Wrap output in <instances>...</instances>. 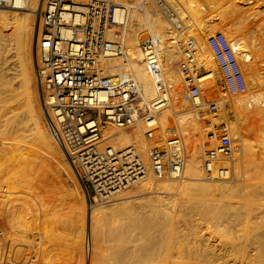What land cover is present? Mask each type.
I'll return each instance as SVG.
<instances>
[{
	"label": "bare ground",
	"instance_id": "1",
	"mask_svg": "<svg viewBox=\"0 0 264 264\" xmlns=\"http://www.w3.org/2000/svg\"><path fill=\"white\" fill-rule=\"evenodd\" d=\"M139 1L141 2V0ZM212 1L216 3V0ZM237 1L235 0V3L232 4V7L235 8L232 10L233 13L227 12L230 15L235 14L236 17L238 12H243L244 15L238 19L231 15V17L236 18L232 23L235 28L226 24L222 31L238 51L241 63L243 61L242 67L244 73H247L248 90L244 95L231 100L226 95H219L218 93V100L224 108V113L223 116L221 115L215 120L217 123L224 121L230 134L238 140L234 155L227 160L231 161L234 158L233 166L230 167L228 163L223 164L228 171L224 172V175H227L225 178H219L220 182L216 184L204 182L203 148L201 150L203 141L200 143L199 138L196 137L197 131L199 128L203 129V126L197 118V112L193 113L190 109H186L190 102L185 99L183 81L173 71V65L180 58V51L174 43V32L160 13L151 4H147L148 7L146 6V8L149 10L146 8L143 10L146 12L145 17L140 18L139 16V20L146 28L139 31H141L140 33L149 31L162 39L163 72L172 97L171 104L159 114V124L164 136L173 134L183 136L181 152L185 156V166L180 178L149 177L137 185L136 190H127L115 195L108 206L98 208L95 205H89L86 192H83L80 206L81 214L78 218L83 223L81 226L84 229L81 230L82 237L90 238L92 243L90 255L87 256V264H264V80L260 79L262 73L258 72L254 75L253 72L250 74L253 60L252 55L247 51L248 44L241 42L239 38L236 39L241 30L242 22L247 18L250 19L251 16L255 18L256 15L253 14L251 8L236 5ZM45 2L46 0H28L27 7L23 10L11 9L10 14L5 11L0 12V82L8 88L7 102L16 103L10 108L13 115L10 125H13L16 132L20 131V121L17 115H20V109L25 108L27 118L32 121L31 131L35 135L43 158L53 162L59 172L65 173L74 180L75 172L66 161L64 151L56 144L48 128L42 124L38 93L32 89L34 73L36 75V59H34L32 49L34 46L36 47L38 31L42 30L40 13L45 7ZM113 2L117 4L116 19L118 21L125 16L129 8H141L140 2L136 3L137 6L136 4H128L124 0H114ZM170 2L177 13L185 14V17L186 14H189L194 24L198 25L201 31V34H196L197 37L195 38L201 46L199 60L204 61L208 69L205 79L213 78L207 83L211 95L213 89L216 88V79H214L216 65L206 48L205 42L202 43L205 38L202 40H199L200 37L197 38L200 35L212 33L214 29L203 23L205 21L204 19L203 22L200 20V15L187 9V6L193 7L194 0H180L186 5L185 12L176 0H170ZM243 2L250 4L253 3V0H243ZM144 4L146 5L145 2ZM153 10L157 12H152ZM224 12H220L219 15L222 21L228 18V13ZM140 33L130 31L125 26L112 33V40L122 42L126 50L123 56L108 61L104 65L106 68L104 70L109 74L131 72L140 83L145 97L150 101L154 99L155 95L154 81L145 69L144 55L139 45ZM258 57L262 59L261 55ZM181 82L183 91L177 92L176 85L179 86ZM191 106L195 111H198L195 106ZM175 121L177 126L174 125ZM137 127L138 129L132 133L125 131V129L108 128L104 132L100 147L110 146L116 150H123L134 146L143 161L149 165L148 142L144 139L145 129L141 121ZM8 128L9 125L0 127V141H2L0 144L3 146L0 147V182L4 183L0 189L5 190V192H0L4 193L0 194V203L10 206L11 213L8 211V215L10 216L11 233L8 235L5 233L4 236L10 237L6 238L8 241L12 240L8 259L9 262H14V257L18 252L17 248L14 249L16 244L14 233L18 215L12 213L13 203L9 197L12 195V184H20L18 180L26 178V167L21 166L26 158L24 153L20 155V159L19 156L16 157L17 143L4 141ZM13 159H16L17 163L8 164V161ZM243 166L245 167L244 173L246 172L245 175L243 174L245 178L242 179L243 182L236 183V180H239L236 179L237 176L242 175L240 172ZM14 178L16 180L13 183ZM150 179L160 181L152 182ZM233 180L236 184L232 182ZM140 191H146V194H139ZM185 200L187 202L193 201L189 204L190 206L193 204V210H196V214L198 212L199 215L197 216L200 218L197 219L198 217L194 216L196 215L193 213L194 211L190 209V212L193 213L191 217L187 213L189 211L186 213L189 218L193 216L195 220L191 219L192 223L189 224L190 226L187 225L188 229L185 233H165L164 228L166 229L171 224L172 219L175 218H173L175 213L173 211L177 210V206H182L181 204L186 202ZM29 202L34 204L39 213L36 220L44 215L51 224L60 221L62 217L60 209L50 208L47 212L42 213L40 201L33 199ZM4 207L6 208V206ZM180 215L177 216L180 217ZM148 217L152 219L149 220V223H147ZM7 218L9 219V217ZM8 219L7 222H9ZM105 221H111L110 225L113 226V232H109V234L103 232L101 228ZM188 221L190 220L185 222L188 223ZM196 221L205 225L204 230L209 233L207 238H204V233L199 232L202 229L197 230L199 225L196 224ZM141 226L147 228L141 230ZM137 228H140V233ZM202 228L204 227L202 226ZM135 229L138 231L136 238L134 237L136 235L134 234ZM4 231L6 230L4 229ZM114 232L115 234H113ZM116 233H119L118 237L121 239L113 236ZM13 235L14 239L11 238ZM134 242H139V247ZM115 243L116 246H120L119 243H121L122 260L120 262V259H116L115 261L118 260L119 262L107 263L108 250ZM131 243L135 244V246L132 244L134 248L129 247ZM116 246L112 249L120 248ZM120 249L119 251H121ZM116 251L113 250L114 254L117 253ZM13 252H15L14 256ZM134 252H136L135 256H133ZM0 263L2 264V262Z\"/></svg>",
	"mask_w": 264,
	"mask_h": 264
},
{
	"label": "built area",
	"instance_id": "2",
	"mask_svg": "<svg viewBox=\"0 0 264 264\" xmlns=\"http://www.w3.org/2000/svg\"><path fill=\"white\" fill-rule=\"evenodd\" d=\"M141 1L151 4L174 32V43L180 51L175 68L185 87V99L198 109L197 118L204 127V175L207 180L223 179L228 170L222 162L232 157L237 141L224 121L215 120L224 113L220 94L235 98L248 90L238 51L222 31L206 37V48L216 65V88L210 95L207 83L213 78L205 79L208 69L199 60L201 46L190 34L189 18L178 14L170 0ZM27 4L28 0H0L3 9L23 10ZM116 6L112 0H46L35 47L36 75L48 130L64 151L90 205L107 203L149 177L180 178L185 166L183 136H164L159 124V114L172 101L163 72L162 39L149 31L140 33L145 69L154 81L153 100H147L131 72L109 74L104 70L108 61L123 56L126 50L122 42L111 37L120 27H128V13L118 21ZM140 121L148 142L149 165L134 146L123 150L100 147L108 128L130 129ZM39 240L29 234L20 244L26 253L22 263H37ZM11 241L0 245L3 264L17 263L8 259ZM18 246L15 244L14 249ZM91 248L90 238L85 239L88 257Z\"/></svg>",
	"mask_w": 264,
	"mask_h": 264
},
{
	"label": "rangeland",
	"instance_id": "3",
	"mask_svg": "<svg viewBox=\"0 0 264 264\" xmlns=\"http://www.w3.org/2000/svg\"><path fill=\"white\" fill-rule=\"evenodd\" d=\"M77 1L80 3H85L87 0H77ZM112 1H114V0H112ZM124 1H126V3L131 4V5H135L136 3L140 2L139 0L138 1L137 0H124ZM221 1L216 0V3H215V1H212V0H204V1L203 0H201V1L200 0H194L193 7L190 8V6H187L188 7L187 9L193 11L195 14L200 15V20L203 22V19H204L205 22H203V23L209 25L210 27H212L214 29L212 31V33L216 32V31H222V29H224V25L227 24V25H230V27L233 26L232 25L233 21H235L236 18L237 19L241 18L244 15V13L241 12L242 10H239L241 13L236 11V12H238L237 17L235 14L234 15L231 14V15L235 16L236 18L235 17L233 18V16L231 17V15L229 13L230 12L233 13L232 10L235 9L234 7H232V4L235 3V0H221ZM176 2L179 4L180 8L185 12L186 11L185 3L180 2V0H178V1L176 0ZM218 4H220V5H218ZM236 5H238L240 7L243 6L244 8H251L253 14L256 15L255 18H253V16H251L250 19L247 18L245 21L242 22V24L240 26L241 30L237 34L236 39L239 38L241 42H245L249 46V47L247 46V51L249 52L250 55H252L251 57L253 60L252 61L253 63L251 65V69H250V74H253V72H254V75L258 74V72L262 73L263 75L261 74L262 76L261 77L258 76V77H260L261 80L262 79L264 80V0H253V3H250V4L243 2V0H240V1L238 0L236 2ZM136 6H137V4H136ZM139 6L143 9H141L139 7H137V8L133 7L132 9L129 8L127 10V13H128V27L127 28L130 31L138 32V33H140L141 31H143L146 28L141 23V20H139V16H140V18L145 17L146 12H143V10L146 8L147 5H145L141 1L139 3ZM216 6H218V7H216ZM224 7H226V8H224ZM227 8H229V10H226ZM147 10H149V9H147ZM225 10H226V12H224ZM1 11H5L8 14L11 13V9L0 8V12ZM24 11H26V10H24ZM154 11L157 12L156 10H153L152 12H154ZM227 11H229V13ZM220 12H224L226 14L228 13V18H226V20H224L225 22L222 21V19L219 17ZM136 13L138 14L137 16H136ZM180 15L181 16L183 15L182 17H185L184 16L185 14H180ZM186 17L190 18L189 14H186ZM229 22H231V23L229 24ZM188 28H189L190 34L194 38L197 37L196 34H201V31H200L198 25L194 24V22L192 21L191 18H190V23H189ZM232 28H235V26H233ZM139 30H141V31H139ZM116 31L117 30H115V32ZM166 33L169 34L168 32H166ZM204 35L198 36L197 39H199V37H200L199 40H202L204 38L206 39V37L209 35V33L204 34ZM204 42H205V40L202 43H204ZM32 51H34L33 55H34V59H36L35 46H34V49H32ZM257 55L258 56L261 55L262 59H260ZM259 59H260V61H259ZM179 60H180V58H178V60H176V63L173 65L174 66L173 71H175V74L177 73L176 75H179L177 72V69L175 68V66ZM258 62H259V65H258ZM242 63H243V61H242ZM34 72H35V66H34ZM260 79L258 78L259 82H261ZM176 88H177V92H182L183 91L182 82L179 86L176 85ZM32 89L38 93V100L40 103L41 121H42V124L45 127H47V124L45 121V116H44V108H43V101H42L40 86H39V82L36 78L35 73H34V78L32 80ZM184 91H185V87H184ZM7 99H8V88L3 86L2 83L0 82V127H4L5 125H9L8 132L5 133L4 141L17 143L18 144V152H17L16 157L19 156V159H20V155L24 153L25 158H26L25 161L23 162V165H21L22 167L23 166L26 167V169H25L26 178L22 179V180H18V183H20V184H17V183L12 184V187H11L12 188V195H10V197H9V199L11 198L12 203H13V208H11L12 213L18 215V222L16 224L15 233H14L15 239H14V235H13V237H11L12 239L15 240L16 245H19L18 247H16L18 252L16 253V255L14 257V261L17 262L15 264H25V263H22L21 261H22V259L25 258L26 253H25V249H22L20 247V244L27 241L29 234L37 236V238L40 239L38 242V248H37L38 249L37 250L38 261L36 264H87L88 259H87V256L85 255V252H84L85 238L82 237V235H81V230H84L83 227L81 228V226H83V223H82V221H79V218H78V216H80V214H81V211H80L81 196L83 195V192L85 193L86 191L83 189V187L80 183V180L78 179L77 176L76 177L74 176V180H72L65 173L59 172L58 169L55 167V164L53 162L48 161L45 158H43V156H42L43 153L41 152V149H40V147H39V145L35 139V135H34L33 131H31L32 121L27 118L25 108L20 109L21 113L19 111L20 115H17L19 118V121H20V123H19L20 131L19 132L15 131V129L13 128V125H10V120L13 118V115L10 112V108L12 106H14V104L16 105V103L15 102L14 103L7 102ZM231 99H233V98H230V100ZM179 100H175V101H179ZM190 104L188 103V106L186 107V109H190V111L193 113H195V112L198 113V111H195L192 108V106H191L192 104L191 105ZM174 125L177 126L176 121H175ZM174 125H172V126H174ZM136 129H138L137 126L130 128V129H125V131L132 133ZM196 137L199 138L200 143L203 141V137L205 138L204 127H203V129L199 128V131H197V133H196ZM235 140L238 142L237 139H235ZM0 142H2V141H0ZM1 146L2 145L0 144V147ZM202 148L203 147L201 146V150H202ZM233 160H234V158L231 161L222 162V165L225 163H228L230 165V167H232L233 166L232 165ZM12 162L17 163L16 159H13V160H9L8 164H12ZM244 168H245L244 166L241 168L242 173L240 172V174H242V175L237 176L238 178H236V179H239V180H236V183H241L242 179L244 180V178H245L244 175L246 174V172L244 173V170H245ZM15 180L16 179L14 178L13 183L15 182ZM150 180L152 182L160 181V180H154V179H150ZM21 181H23L24 184ZM234 181L235 180H233L232 182L235 183ZM1 182H0V187L4 184L3 182L2 183ZM175 182H177V181H175ZM204 182L216 184V183L220 182V180L219 179L218 180H207L204 177ZM135 188H137V187L134 186V187H131V188L126 189L124 191L133 190V189L136 190ZM124 191H121V192H124ZM139 194H142V195L146 194V191H140ZM86 196H87V200H88L87 193H86ZM33 199L41 202L42 213L47 212L48 210H50V208L60 209V213L62 214L60 221L57 223L51 224L50 222H48L46 220L44 215L39 217V220H36L37 214H39V213L37 211V208L34 206V204L29 202L30 200H33ZM113 199H114V197H113ZM112 200H110L107 203H100V204H94V205L97 206L98 208L103 207V206H108ZM186 202H182V204H181L182 206H180V205L177 206L176 207L177 210L175 209L176 211L175 210L173 211V213L178 212V214H176V215L174 213L173 218L177 217L179 219H177V218L176 219L174 218L175 220L172 219L171 224L168 225L166 227V229L164 228L165 233L168 232L170 234H172V233L175 234V233H179V232H181V233L186 232V230L188 229L187 225L192 223L191 219L193 218V216H192V218H189V215L191 217V214H193V213L196 214V212H195L196 210H193V208H194L192 206L193 204L190 206V204L193 203V201L192 202L189 201L187 203ZM194 204H195V202H194ZM2 206L3 207L6 206L7 209L5 207L3 208ZM7 206L8 205H5L4 203H0V208H3V209H0V217L2 216L1 220H0V228H1L0 231L3 232V234L6 233L5 235H8L11 233V228H10L11 225H9L10 216L8 215V211H9V213H11V212H10V206H8V207ZM97 207H95V208H97ZM190 209H191V211H194V212L193 213L190 212ZM3 210H4V212H2ZM187 211H189V212H187ZM5 212H7V213H5ZM74 213H75V215H74ZM177 215L178 216L180 215V217H178ZM183 215H185V216H183ZM197 215H199L198 212L194 216H196V218L198 217L197 219H199L200 217ZM7 217H9V219ZM150 218L151 217H148L147 223L150 222L149 220H152ZM186 218H187V220H190V221H188V223L185 222V221H187ZM7 219L9 222L6 221ZM192 220H195V219L193 218ZM1 223L3 224L2 226H1ZM7 223L9 226L5 225ZM110 224H111V221L110 222L105 221V223L103 224L101 229L103 230V232L105 234H109V232H113V226ZM146 224H144V226ZM196 224L199 225V226L197 225L198 226L197 230L202 229L201 230L202 232L201 231H199V232L202 234L203 233L205 234L204 238L206 236L208 237L209 233L206 232V230H204L205 225H203L202 223H199V222H197ZM144 226L143 227L141 226L142 227L141 230H144L145 228H147ZM202 226L204 228H202ZM8 227H9L10 231L8 230ZM183 228H184V230H183ZM2 229H3V231H2ZM4 229L6 231H4ZM138 230L140 233V231H141L140 228ZM136 233H138L137 230L134 231V234H136ZM113 234H115V232ZM118 234L116 233L117 236L116 235H113V236L118 237L119 235H121V233L119 235ZM1 236L2 235H0V237ZM136 236H138V235L137 234L134 235L135 238H136ZM6 238L7 237H5L4 235L1 237V239H0L1 244L0 245H3L4 242L10 237H8L7 239ZM119 239H121V238H119ZM1 241H3V242H1ZM134 243L136 245H138L139 242H134ZM134 243L129 244V247L134 248V247H132V244L135 246ZM119 244L121 246V243H119ZM170 244L172 245V243H170ZM171 245H169L170 248H172V246H173V245L172 246ZM114 246H116V243L113 244L112 247L110 246L111 248L108 250V253H107L108 256H106L107 263L119 262L118 260L115 261L116 259H120V262L122 260L123 254L120 253L123 251L122 248L119 245H117L116 247L121 248V249L119 248L121 251H119V249L116 248V250L119 251L118 252L115 250V248L112 249ZM138 247H139V245H138ZM19 249H21V250L19 251ZM113 250H114V252L116 251L117 253L114 254ZM134 251H136V250H134ZM0 253H1V250H0ZM135 253L136 252H134L133 256L136 255ZM137 253H139V252L137 251ZM120 254H121V256H120ZM0 256H1V254H0ZM0 262H1V260H0Z\"/></svg>",
	"mask_w": 264,
	"mask_h": 264
}]
</instances>
